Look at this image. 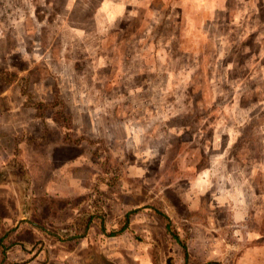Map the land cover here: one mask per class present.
I'll list each match as a JSON object with an SVG mask.
<instances>
[{
    "label": "rangeland",
    "instance_id": "obj_1",
    "mask_svg": "<svg viewBox=\"0 0 264 264\" xmlns=\"http://www.w3.org/2000/svg\"><path fill=\"white\" fill-rule=\"evenodd\" d=\"M61 253L264 264V0H0V264Z\"/></svg>",
    "mask_w": 264,
    "mask_h": 264
},
{
    "label": "crops",
    "instance_id": "obj_2",
    "mask_svg": "<svg viewBox=\"0 0 264 264\" xmlns=\"http://www.w3.org/2000/svg\"><path fill=\"white\" fill-rule=\"evenodd\" d=\"M46 190H48V186L46 185L45 186V190L44 191H46ZM61 190V189H60ZM59 192H62V194H42V195H48V196H53V197H59V198H64V199H66V198H72V197H75V196H79V195H81V194H66V191H64V190H62V191H59ZM72 215V214H71ZM29 253V252H28ZM28 255H31L30 257H33V252H31L30 254H28ZM40 255H41V253H40ZM39 256V255H38ZM37 256V257H38ZM36 257V258H37ZM45 257V256H44ZM59 257L61 258L60 260H58V262H60L61 264H63V262L64 261H67V262H69V264H78V261H77V258H75L74 257V259L71 261L70 260V257H72L71 256V254H59ZM35 258V257H34ZM52 260H51V258H49L47 261L45 260L44 262H46L47 264H49V262H51Z\"/></svg>",
    "mask_w": 264,
    "mask_h": 264
}]
</instances>
